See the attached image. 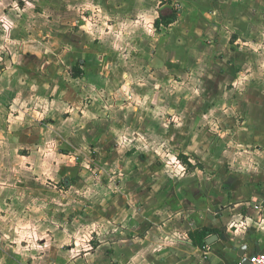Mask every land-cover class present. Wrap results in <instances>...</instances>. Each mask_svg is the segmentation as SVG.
<instances>
[{"label": "crops", "instance_id": "0c3cea01", "mask_svg": "<svg viewBox=\"0 0 264 264\" xmlns=\"http://www.w3.org/2000/svg\"><path fill=\"white\" fill-rule=\"evenodd\" d=\"M11 158L37 161L0 192V264H61L95 232L75 264L264 253V0H0V178ZM30 224L38 258L14 239ZM204 227L219 232L200 248Z\"/></svg>", "mask_w": 264, "mask_h": 264}, {"label": "rangeland", "instance_id": "374dc122", "mask_svg": "<svg viewBox=\"0 0 264 264\" xmlns=\"http://www.w3.org/2000/svg\"><path fill=\"white\" fill-rule=\"evenodd\" d=\"M22 1L23 2H26L27 0H22ZM28 6L29 7H32L31 5H28ZM19 19H21V18L19 17ZM26 23H27L26 18H22L21 19V25L24 26ZM9 25L11 26V24H9ZM9 25L7 24V26L9 27L8 28L9 29L8 32L10 33L12 31V26L10 27ZM6 31H7V29L4 28L1 31V33L4 34V33H6ZM22 31H24V30H22ZM9 33H7V36L5 38H7V39L9 38L8 37L9 36ZM167 120H169V123L171 122L172 124H175L177 126H183L184 125L183 120L181 119V117H180L179 114H177V115L176 114L169 115V116H167L165 118V121L166 122H167ZM214 128H216V129H214ZM207 129L210 130V134H213V136H212L213 138L210 137V142H209V145L210 146H209V149H210V151L211 150L212 151L214 150V152H215L216 151L215 148L217 147V149H218V147L220 145V143L218 142L217 136L215 135V134H217V133L220 132V125L217 123V126L211 125ZM241 152H243V153L248 152V148H246V147L245 148L244 147L241 148L240 152L238 153V155H239L238 160H239V163L242 166H244L246 169L250 170L251 167H250V164H249L250 163L249 162V159L245 156V154H243ZM31 160L33 162H31ZM11 161H12L11 164L14 167H11V169L9 170V173H7V175L5 177L6 179L5 178H0V192L3 191L4 187L13 186L12 178L14 176H16V178L18 179V183L23 182V181H26L27 182L30 177H33L32 174H26V173L22 172L23 170L21 171L20 169H23V168L26 169L28 166H32L33 163H35L37 161V159L36 160H34V159L28 160V159H23V158H15V159H12L11 158ZM50 162L51 161L49 159L48 160V163H50ZM55 163L56 162H54L52 164H48V165L51 168V165H53ZM38 165H40V162H38ZM14 169H15V171H14ZM14 173H15V175H14ZM10 176H12V177L9 179ZM36 177H37V179L35 181H38V182L45 181L49 185L52 184L51 187H53V185H54V183H55V181L57 179V175L55 173H50V174H46V175L37 174ZM105 179L106 178L104 176H102V178L101 179L99 178L98 181L105 180ZM8 182H12V184L11 183L8 184ZM97 191L100 192V190H97ZM36 195L38 197H41L39 194H36ZM96 197L99 198V195L97 193H96ZM59 200H61V199H59ZM54 205H57V204H54ZM59 207H61L60 209H65V211H62V210L60 211V213H62L63 215L74 216L75 211H73L70 206H67L65 208L62 207V206H59ZM92 207H93L91 209L92 211H99L100 209L103 208V206H100L98 202H96ZM37 208H38V210H41V207H37ZM4 209L5 208L0 205V215L5 212ZM219 211H220V208H219ZM20 222L22 223V221H20ZM36 226L39 227V225H36ZM27 227H28V229H31V230H29V232L25 236V238L16 237L14 239H15V241H17L18 250L20 249L22 251V249L24 247H28L29 249H31L33 251V256L35 258H38L39 256H42V254L44 252L43 251V248H42V242H40L39 236L35 235L36 230L34 229V227H35L34 224H32V225L30 224V226H27ZM121 227L122 226L119 225V228H121ZM99 237H100V235L99 234H96V232L94 234H90V240L93 239V241L90 242V240H89V241L85 242L86 245H84V246H86V247L84 249H87V250H82V252L80 253V255H78V253H76V254H68V253H66L65 258L63 257L64 260L63 261L61 260L60 263L61 264H64V263H66V264H75V263H77L79 261H83V260H85V262H86L87 261L86 258L89 257V256H91V255H89V254L85 255V254L87 252L92 251V246L94 245L93 243H95V242L98 243L99 242ZM119 239L120 238H118V240ZM209 251L210 250H208L207 253H203V254L201 253L200 254L199 258H200L201 261H203L204 259H208L209 258V256L211 255V254L208 253ZM211 252H212V250H211ZM244 253H245V251L243 253H241L240 256H243ZM100 256H102V255L99 254V257ZM217 264H220V263H217Z\"/></svg>", "mask_w": 264, "mask_h": 264}, {"label": "trees", "instance_id": "16d2710c", "mask_svg": "<svg viewBox=\"0 0 264 264\" xmlns=\"http://www.w3.org/2000/svg\"><path fill=\"white\" fill-rule=\"evenodd\" d=\"M176 19V14H173L171 16H161L158 20H157V24L164 22L166 24H170L171 22H173ZM178 157H180L181 159L185 157H182L181 154L178 155ZM184 163H186L189 166H191L187 160H183ZM219 230L216 229H211V228H195L193 229L189 236L191 238V240L194 242V244L200 248L204 247L207 245V238L212 234V233H218Z\"/></svg>", "mask_w": 264, "mask_h": 264}, {"label": "built area", "instance_id": "2783aa9c", "mask_svg": "<svg viewBox=\"0 0 264 264\" xmlns=\"http://www.w3.org/2000/svg\"><path fill=\"white\" fill-rule=\"evenodd\" d=\"M256 207L258 209L262 208V206L259 205H256ZM248 259L250 264H264V253H260V252L252 253ZM239 264H243V263L241 262Z\"/></svg>", "mask_w": 264, "mask_h": 264}, {"label": "water", "instance_id": "95a60500", "mask_svg": "<svg viewBox=\"0 0 264 264\" xmlns=\"http://www.w3.org/2000/svg\"><path fill=\"white\" fill-rule=\"evenodd\" d=\"M216 237H217V235H213V236L209 237L207 239V243L211 244L213 239L216 238ZM243 249H244V247L241 249L240 254L243 253ZM241 262L243 264H250L249 259L247 257H244V256H242V261Z\"/></svg>", "mask_w": 264, "mask_h": 264}]
</instances>
